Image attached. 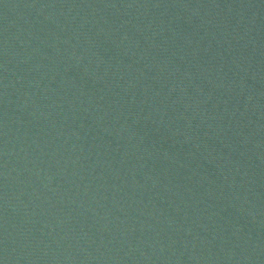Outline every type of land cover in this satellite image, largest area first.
<instances>
[{
  "label": "water",
  "instance_id": "water-1",
  "mask_svg": "<svg viewBox=\"0 0 264 264\" xmlns=\"http://www.w3.org/2000/svg\"><path fill=\"white\" fill-rule=\"evenodd\" d=\"M0 264H264V0H0Z\"/></svg>",
  "mask_w": 264,
  "mask_h": 264
}]
</instances>
